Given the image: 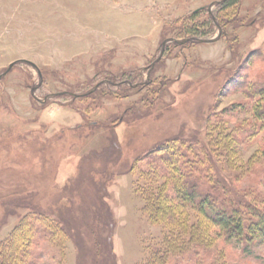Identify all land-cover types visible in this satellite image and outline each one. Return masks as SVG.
Segmentation results:
<instances>
[{"label": "rangeland", "instance_id": "1", "mask_svg": "<svg viewBox=\"0 0 264 264\" xmlns=\"http://www.w3.org/2000/svg\"><path fill=\"white\" fill-rule=\"evenodd\" d=\"M221 1L0 0V241L31 219L26 264H264V243L147 202L172 196L150 154L177 137L207 151L201 190L264 212V0Z\"/></svg>", "mask_w": 264, "mask_h": 264}, {"label": "trees", "instance_id": "2", "mask_svg": "<svg viewBox=\"0 0 264 264\" xmlns=\"http://www.w3.org/2000/svg\"><path fill=\"white\" fill-rule=\"evenodd\" d=\"M238 2L239 0H222L219 3V8L226 12L237 5ZM208 23H213L219 29L223 27L215 15L210 16ZM206 34L208 32L201 30V27L197 25L186 26L182 33V35L191 36H204ZM258 112L260 113V111ZM259 116L261 119V115ZM221 139L220 141L223 142L220 145L223 147H227L229 142H231L227 140V143H224L226 142L225 138ZM112 146L115 149L117 145L112 142ZM194 148L196 149L194 150ZM203 149V146H198L197 139L187 141L177 137L168 139L162 145L155 147L150 155L160 154L161 165L166 169L164 175L171 186L172 196L169 198L166 191H162L159 195L148 199L147 202H149V205H155L160 208L161 206L164 208L166 203L171 206L174 204L177 207H190L196 211L203 221L209 223L216 231H219L225 241L238 243L259 241L264 243V212L253 210L250 211V216L248 217L242 202L233 198L212 196L208 192L201 190L205 186V182L201 180L200 176H190L191 171H197L194 165L200 163V160L203 161L202 158L198 160L199 155L205 156L203 159H206L207 151ZM112 152L114 153L113 150ZM207 159H209V162L211 161L209 156ZM162 194L165 195V200ZM40 226L44 228V232L48 231V236L51 237L65 234L53 221L46 220ZM37 231L33 230L31 219L28 220L27 216L24 217L10 235L0 241V264H26L30 262L31 260L28 257L31 255V247L35 242L33 233H37ZM210 238L211 236L208 237L207 233L201 232L198 235V242L205 246L210 243ZM170 245L171 247L168 250L175 249V241H171ZM105 247L106 245H104Z\"/></svg>", "mask_w": 264, "mask_h": 264}, {"label": "water", "instance_id": "3", "mask_svg": "<svg viewBox=\"0 0 264 264\" xmlns=\"http://www.w3.org/2000/svg\"><path fill=\"white\" fill-rule=\"evenodd\" d=\"M23 61H25V60H23ZM26 62L29 63L32 67L36 68L38 74L40 75V72H39V70H38L36 64H34L33 62H30V61H26ZM13 64H14V63L10 64V65L8 66L7 70H6L1 76L5 75V73H7V72L11 69V67L13 66ZM1 76H0V77H1Z\"/></svg>", "mask_w": 264, "mask_h": 264}]
</instances>
